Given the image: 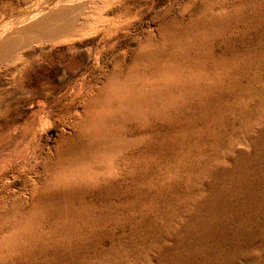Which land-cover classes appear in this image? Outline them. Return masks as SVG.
Returning a JSON list of instances; mask_svg holds the SVG:
<instances>
[{
  "label": "rangeland",
  "instance_id": "374dc122",
  "mask_svg": "<svg viewBox=\"0 0 264 264\" xmlns=\"http://www.w3.org/2000/svg\"><path fill=\"white\" fill-rule=\"evenodd\" d=\"M79 3L0 60V264H264V0Z\"/></svg>",
  "mask_w": 264,
  "mask_h": 264
},
{
  "label": "bare ground",
  "instance_id": "6f19581e",
  "mask_svg": "<svg viewBox=\"0 0 264 264\" xmlns=\"http://www.w3.org/2000/svg\"><path fill=\"white\" fill-rule=\"evenodd\" d=\"M79 1H37L28 12L24 13L20 25L14 23L13 25L5 21L0 25V60H4L9 53L11 55L13 50L27 42L29 43V41L55 39L74 29L72 28V22L75 16L79 17V14L76 13H80V10L71 6L79 3ZM50 7L56 10L49 11ZM38 9L41 11L39 10V12ZM76 19L78 22V18Z\"/></svg>",
  "mask_w": 264,
  "mask_h": 264
}]
</instances>
